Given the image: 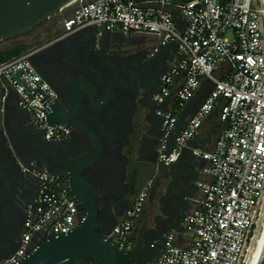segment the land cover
Instances as JSON below:
<instances>
[{
	"label": "built area",
	"instance_id": "obj_1",
	"mask_svg": "<svg viewBox=\"0 0 264 264\" xmlns=\"http://www.w3.org/2000/svg\"><path fill=\"white\" fill-rule=\"evenodd\" d=\"M181 14L182 32L174 13ZM64 33L96 25L99 30L151 34L158 46L176 40L173 62L163 75L156 99L166 98L179 85L176 105L165 113L158 160L175 163L204 119L219 107L224 123L212 150L192 149L207 162L202 169L210 181H197L202 196L182 225L186 243L165 235L161 255L146 264H250L264 224V7L262 0H72L59 9ZM33 51L0 61V81L14 92L19 106L47 140L59 141L68 130L51 125L55 93L32 63ZM227 66L222 75L217 72ZM202 78L212 88L189 118L172 148L168 140L178 112L191 100ZM34 207L23 224L20 246L5 264H18L37 243L66 234L83 215L64 183L46 171L37 172ZM150 190L145 183L108 237L122 250H131L134 229Z\"/></svg>",
	"mask_w": 264,
	"mask_h": 264
},
{
	"label": "flooded vegetation",
	"instance_id": "obj_2",
	"mask_svg": "<svg viewBox=\"0 0 264 264\" xmlns=\"http://www.w3.org/2000/svg\"><path fill=\"white\" fill-rule=\"evenodd\" d=\"M68 15L50 14L29 31L3 40L2 50L24 46L33 51L32 63L54 91L53 109L68 134L47 140L0 81V264L20 246L38 171L56 175L73 192L79 215L92 203L100 227L110 231L136 198L133 165L159 156L162 113L170 109L156 95L174 57L160 50L151 34L91 27L66 34L61 23ZM150 225L139 244L164 232V222L153 231ZM164 236L153 252L163 248ZM40 241L36 236L33 243ZM70 264L101 263L84 257Z\"/></svg>",
	"mask_w": 264,
	"mask_h": 264
},
{
	"label": "water",
	"instance_id": "obj_3",
	"mask_svg": "<svg viewBox=\"0 0 264 264\" xmlns=\"http://www.w3.org/2000/svg\"><path fill=\"white\" fill-rule=\"evenodd\" d=\"M70 1L72 0H0V41L29 31L35 24L44 21L50 14L58 13L59 9ZM174 16L177 28L182 32L181 14L176 11ZM90 27L95 30L98 29L96 25ZM159 48L173 59L176 40H170ZM178 89L179 85H176L163 100V103H166L169 109L176 105L175 94ZM189 102L190 100L178 112L176 126L169 138L171 148L175 138L183 131L192 116V113L188 115L185 113ZM46 120L51 125H65L60 119L59 112L55 109L47 114ZM190 141L191 139L187 142L183 151L189 149L192 153L193 148H191ZM96 150L91 154H94ZM178 160L171 165H165L156 157L153 160L142 161L133 165L137 182L136 197L143 185L149 181L150 197L153 198L154 195L151 194L155 190L159 193L155 195V201L159 206V214L151 223L150 230L153 231L161 222H164L165 229L162 234L153 235L142 245L139 244L140 232L131 250H122L113 239L107 236L109 231H105L100 227L102 220L97 216L93 204L90 203L85 208L83 218L77 227L66 234L44 238L18 264H70L84 257L95 258L101 264H146L152 262L161 255L164 248L163 245L161 250L152 251L157 240L170 231L182 230L186 214L197 201L194 190V176L196 173L194 163L189 161L187 167L183 171H179L177 169ZM53 176L57 177L56 175ZM70 194L73 196L72 191H70ZM164 199L167 201L164 207L166 211L163 210L162 200ZM256 264H264V241Z\"/></svg>",
	"mask_w": 264,
	"mask_h": 264
},
{
	"label": "crops",
	"instance_id": "obj_4",
	"mask_svg": "<svg viewBox=\"0 0 264 264\" xmlns=\"http://www.w3.org/2000/svg\"><path fill=\"white\" fill-rule=\"evenodd\" d=\"M2 50V49H0ZM227 70V66H223L218 72L217 75H222L223 72ZM212 88V84L207 78H202L200 86L195 92L194 97L190 100L187 105L186 115L194 113L196 108L204 101L205 97ZM224 127V123L219 119V107L216 106L212 112L204 119L201 128L198 133L191 139V148H198L204 151L212 150L217 135ZM189 161L194 163L195 166V176H194V190L196 193L197 201L191 206L190 210H193L198 207V200L201 198L202 194L199 189L195 186L197 181H210V176L203 173L202 169L207 165V162L201 158L195 157L189 149L183 151L178 160L177 169L183 171ZM159 194L158 191H154L151 195H154L153 198L150 197V192L148 193L143 213L141 219L134 229V237L136 242V237L142 231H144L154 220V218L159 214V206L155 201V195ZM167 201L162 200L163 210ZM189 210V211H190ZM175 243L178 245L185 244L186 238L182 235V230L174 231Z\"/></svg>",
	"mask_w": 264,
	"mask_h": 264
},
{
	"label": "trees",
	"instance_id": "obj_5",
	"mask_svg": "<svg viewBox=\"0 0 264 264\" xmlns=\"http://www.w3.org/2000/svg\"><path fill=\"white\" fill-rule=\"evenodd\" d=\"M24 51V46H16L0 50V61L7 60L13 56L19 55Z\"/></svg>",
	"mask_w": 264,
	"mask_h": 264
},
{
	"label": "bare ground",
	"instance_id": "obj_6",
	"mask_svg": "<svg viewBox=\"0 0 264 264\" xmlns=\"http://www.w3.org/2000/svg\"><path fill=\"white\" fill-rule=\"evenodd\" d=\"M262 4L264 7V0H262ZM263 241H264V224L261 228V232L259 234L257 243H255L256 244L255 253H254V256H253L250 264H256L260 250H261V247H262V244H263Z\"/></svg>",
	"mask_w": 264,
	"mask_h": 264
},
{
	"label": "rangeland",
	"instance_id": "obj_7",
	"mask_svg": "<svg viewBox=\"0 0 264 264\" xmlns=\"http://www.w3.org/2000/svg\"><path fill=\"white\" fill-rule=\"evenodd\" d=\"M5 41V40H4ZM4 41H0V49H2L4 47ZM2 42V43H1ZM7 47V46H6ZM26 50V47H24V51Z\"/></svg>",
	"mask_w": 264,
	"mask_h": 264
}]
</instances>
